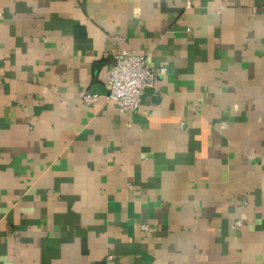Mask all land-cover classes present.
Returning <instances> with one entry per match:
<instances>
[{"label":"crops","instance_id":"obj_1","mask_svg":"<svg viewBox=\"0 0 264 264\" xmlns=\"http://www.w3.org/2000/svg\"><path fill=\"white\" fill-rule=\"evenodd\" d=\"M189 1L0 0V264H264V0Z\"/></svg>","mask_w":264,"mask_h":264},{"label":"built area","instance_id":"obj_2","mask_svg":"<svg viewBox=\"0 0 264 264\" xmlns=\"http://www.w3.org/2000/svg\"><path fill=\"white\" fill-rule=\"evenodd\" d=\"M190 1L187 0V7ZM115 45L114 63L104 72V84L107 90L106 98L112 101L120 116L126 112L136 113L141 107V97L146 89H154L157 78L167 74L164 66H150L146 56L123 46L125 38L119 34L112 36ZM97 94L84 93L83 104H90L97 99ZM130 186V184H128ZM236 224H240L238 220ZM140 229L148 231L151 227L142 223Z\"/></svg>","mask_w":264,"mask_h":264},{"label":"water","instance_id":"obj_3","mask_svg":"<svg viewBox=\"0 0 264 264\" xmlns=\"http://www.w3.org/2000/svg\"><path fill=\"white\" fill-rule=\"evenodd\" d=\"M102 91L107 94V90L102 87Z\"/></svg>","mask_w":264,"mask_h":264}]
</instances>
